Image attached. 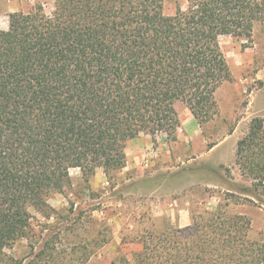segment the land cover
Instances as JSON below:
<instances>
[{
	"label": "trees",
	"instance_id": "trees-1",
	"mask_svg": "<svg viewBox=\"0 0 264 264\" xmlns=\"http://www.w3.org/2000/svg\"><path fill=\"white\" fill-rule=\"evenodd\" d=\"M165 0H55L13 12L0 28V264L27 238L32 210L50 217L48 198L70 170L89 177L126 163L142 133L175 140L182 102L200 126L219 115L216 92L231 79L224 36L253 39L264 0H188L172 15ZM236 163L264 186V118L252 119ZM251 219L224 210L191 226L145 234L135 264H264ZM128 263V261H126ZM129 264V263H128Z\"/></svg>",
	"mask_w": 264,
	"mask_h": 264
},
{
	"label": "rangeland",
	"instance_id": "rangeland-1",
	"mask_svg": "<svg viewBox=\"0 0 264 264\" xmlns=\"http://www.w3.org/2000/svg\"><path fill=\"white\" fill-rule=\"evenodd\" d=\"M54 2L0 0V28H8L13 12H29L37 4L50 12ZM187 4L165 0L164 11L172 15ZM220 44L232 77L216 92L219 115L200 126L177 102L185 126L175 140L164 132L142 133L127 142L122 168H97L89 177L72 168L67 186L48 198L51 216L32 210V229L7 249L10 257L37 262L32 252L44 248L48 264H135L149 231L185 229L208 210L246 215L250 238L264 241V186L236 163L238 142L252 119L264 118V21L255 24L251 41L224 36ZM230 133L229 143L207 153Z\"/></svg>",
	"mask_w": 264,
	"mask_h": 264
},
{
	"label": "crops",
	"instance_id": "crops-1",
	"mask_svg": "<svg viewBox=\"0 0 264 264\" xmlns=\"http://www.w3.org/2000/svg\"><path fill=\"white\" fill-rule=\"evenodd\" d=\"M190 111V110H189ZM192 114V113H191ZM193 116V115H192ZM191 116V117H192ZM194 117V116H193ZM180 123H181V125H180V128L181 127H183V126H185V122L183 121V119H181L180 118ZM199 124V123H198ZM199 128H200V126H199ZM197 133H199V131H196V135H198ZM233 133L231 134H228V135H226L225 137H223L220 141H218L217 143H215L212 147H210V149H208V151H207V153L209 152V153H212L213 151H216V150H218L220 147H222V145H225V144H227V143H229V141H231L232 140V138H233ZM181 137V134H178V138H180ZM236 139H238V138H236ZM235 142H237V140L235 141ZM206 153V154H207ZM206 154H201L202 156L203 155H206Z\"/></svg>",
	"mask_w": 264,
	"mask_h": 264
}]
</instances>
